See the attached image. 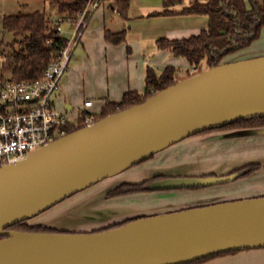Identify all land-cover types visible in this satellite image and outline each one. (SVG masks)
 I'll return each instance as SVG.
<instances>
[{
    "label": "water",
    "instance_id": "1",
    "mask_svg": "<svg viewBox=\"0 0 264 264\" xmlns=\"http://www.w3.org/2000/svg\"><path fill=\"white\" fill-rule=\"evenodd\" d=\"M260 117L264 56L211 67L0 166V264H187L264 248V197L142 217L100 232L8 229L185 138ZM236 177H167L148 189L203 188Z\"/></svg>",
    "mask_w": 264,
    "mask_h": 264
},
{
    "label": "crops",
    "instance_id": "2",
    "mask_svg": "<svg viewBox=\"0 0 264 264\" xmlns=\"http://www.w3.org/2000/svg\"><path fill=\"white\" fill-rule=\"evenodd\" d=\"M191 1L184 0L182 4L169 8L170 11L176 12L171 15L161 14L165 10L164 0H130L126 18L113 11L114 4H108L95 11L82 35L80 44L72 54L69 69L62 79V90L57 97L58 107L72 119H77L84 110V102L93 100L92 109L98 114L107 102H120L127 92L143 94L147 67H152L160 73L166 66H173L178 70L179 77L183 76V78L194 72L195 69L190 67L186 59L172 55L167 49H161L157 42L159 39L188 38L207 28L206 16L180 13L190 6ZM107 31L124 32V40L119 43L108 41L105 37ZM263 36L264 28L260 38L252 45L259 41L261 44ZM261 48H264V44ZM247 49L249 47L245 48ZM254 130V133L248 134L242 133V130L202 133L191 138L185 150L181 143L154 155L153 160L162 162V165L156 168L190 166L189 163L195 162L183 159L185 153L189 151L191 152L189 157L196 155L197 151H191L195 146H198L201 151H208L213 145L224 144V151H222V154L226 156L224 158L235 159L234 154H238L241 161L246 163L242 166L261 164L259 161L264 160V131ZM197 157L204 158L201 155ZM170 160L176 161L175 164L164 165L169 164ZM195 161L197 163L199 159ZM166 167L164 170H171L170 167ZM138 172L140 171L135 174ZM155 176L171 175L156 173L154 170L149 179ZM208 189L198 188L195 193L198 196L201 195L202 200L215 199L222 194L239 193L246 197L252 196L250 198L264 197V167L261 164L258 171L231 185L224 184L216 189ZM186 191L191 193L190 191L193 190ZM138 198H141V201L145 200L146 193L124 196L114 201L137 203L140 201ZM236 198L238 197L233 196L231 200ZM254 253L256 252L228 254L200 264H246L251 262Z\"/></svg>",
    "mask_w": 264,
    "mask_h": 264
},
{
    "label": "trees",
    "instance_id": "3",
    "mask_svg": "<svg viewBox=\"0 0 264 264\" xmlns=\"http://www.w3.org/2000/svg\"><path fill=\"white\" fill-rule=\"evenodd\" d=\"M45 1L55 7L57 16L68 18L71 21H74L78 13L86 6V0ZM183 1L164 0L165 10L161 14L171 15L176 13L170 11L169 8L180 5ZM129 5L130 0H115L117 13L123 18L127 17ZM180 13L206 16L208 19L207 28L188 38L159 39L157 41L158 46L161 49L169 50L176 57L186 59L190 67L195 70L204 65V68L201 69L204 71L224 63L225 56L250 47L254 41L260 38L264 28V2H258L257 0H192L190 6L184 8ZM2 29L14 36V41L10 45L13 50L11 79L31 81L40 77L47 64L54 58V47H50L47 40L61 41L56 36L51 18L41 11L30 14L6 15L2 17ZM105 37L112 43H119L124 40V32L111 33L107 31ZM191 74L190 76H193ZM190 76L188 75L186 78ZM182 79L185 78H179L178 70L173 66H166L160 73L152 67H147L143 94L127 92L120 102H107L97 114V121L110 114L137 105ZM82 127L81 120H79L76 125H72L67 129V134ZM260 128H264V117L238 120L221 128L206 130L202 133ZM260 168L261 164L259 163L248 164L231 171L230 174H237L234 179L237 180L249 177ZM150 181L120 184L108 191L106 199L146 193L149 191L148 184ZM130 221L113 224L93 232L116 228ZM8 229L22 232H58L41 224H29V220L19 222ZM236 252L238 251L225 252L187 264H200Z\"/></svg>",
    "mask_w": 264,
    "mask_h": 264
},
{
    "label": "rangeland",
    "instance_id": "4",
    "mask_svg": "<svg viewBox=\"0 0 264 264\" xmlns=\"http://www.w3.org/2000/svg\"><path fill=\"white\" fill-rule=\"evenodd\" d=\"M259 1L264 2V0ZM35 11L44 12L48 17L51 18V20L56 21V19L58 18L55 7L51 6L49 2L45 0H0V81L2 79L11 78L13 50L10 45L14 41V36L12 33L3 31L2 17L4 15L30 14ZM63 28L67 29V26H64ZM263 44L264 39L261 41V44L259 41V43L253 44L247 50H239L235 53L225 56L223 62L231 63L262 57L264 56V48H261ZM203 68V66L200 67L198 70L192 72L191 75H195L201 72V69ZM188 75L190 76V74ZM179 78H183V76ZM199 134L202 133H198L196 135L185 138L182 141L173 144L169 148H174V146L182 143L181 146H183L185 150V148L187 147V143H189V140L194 136H198ZM199 149L200 148L198 146H195L193 149H191V151H197L196 155H194L192 158L189 157V154L191 153L189 151L188 153H185V157L183 159L195 163H189L190 166L186 165L183 167L173 166L171 168V166H165L166 168L170 167L171 170L169 171L164 170L165 167L156 168L159 165H162V162H154L153 156H151L141 163L126 169L120 174L105 178L100 182L82 190L81 192H78L77 194L63 200L52 208L30 219L29 224H41L49 229L58 232H93L109 227L113 223L120 222L121 224L124 220L126 221V219H139L142 217L178 212L190 208L204 207L228 201L252 199L250 198L252 196H247V198L246 196H243V194L239 193L228 194L229 196L226 194H222L220 196H217L215 199L202 200V197H200L201 195L198 196L195 193L198 188L161 191L149 190L148 192H146V199L141 201L142 199L138 198V200L140 201H137V203L115 202L114 199L116 200L118 198L109 200L106 199V195L111 189L117 187L121 183L132 184L147 181L149 180L150 176L153 175L154 170L156 173H166V175H171V177H201V175L223 176L224 171V175H228L231 171H233V169H238V167L246 164L244 163V161H241L238 154H234L235 159L231 158L230 160H228V158H224L226 157L222 154V151H224V144L213 145V147L208 151L203 150L204 152ZM197 155H201V157L204 158H198ZM194 159H199V162L196 163ZM168 162L169 164L164 165H174L176 161L170 160ZM259 162H261L264 167V160H260ZM137 171L140 172L135 174ZM238 180L239 179L232 180L225 184L231 185ZM222 185L224 184L203 188L216 189L217 187H220ZM186 190L193 191H190L191 193H189V191ZM233 196H236L238 198L231 200ZM262 250H264V248L241 250L234 254L253 251L256 253L252 255L253 257L251 259V262H248L246 264H264V251ZM246 260L244 261V263L246 262Z\"/></svg>",
    "mask_w": 264,
    "mask_h": 264
},
{
    "label": "built area",
    "instance_id": "5",
    "mask_svg": "<svg viewBox=\"0 0 264 264\" xmlns=\"http://www.w3.org/2000/svg\"><path fill=\"white\" fill-rule=\"evenodd\" d=\"M108 4H114L113 11L117 12L115 0H86L85 8L74 21L64 17L52 20L61 41L47 40L54 47V58L40 77L31 81H0V166L24 160L33 151L65 136L67 129L79 120L83 127L97 121L93 100H86L83 112L72 119L58 107L57 97L72 54L93 13Z\"/></svg>",
    "mask_w": 264,
    "mask_h": 264
},
{
    "label": "flooded vegetation",
    "instance_id": "6",
    "mask_svg": "<svg viewBox=\"0 0 264 264\" xmlns=\"http://www.w3.org/2000/svg\"><path fill=\"white\" fill-rule=\"evenodd\" d=\"M157 177H163V178H157ZM167 177H171V176H155V177H153V178H151V179H149V180H151L150 182H149V184H151L152 182H155V181H158V180H162V179H164V178H167ZM122 184H129V183H122ZM132 184H135V183H132ZM148 184V185H149ZM135 219H137V218H135ZM129 220H131V219H126V221H129ZM133 220V219H132ZM125 221V220H124ZM123 221V222H124ZM125 221V222H126ZM119 224H120V222H118ZM118 223H114V224H118ZM111 225H113V224H111ZM110 225V226H111Z\"/></svg>",
    "mask_w": 264,
    "mask_h": 264
}]
</instances>
